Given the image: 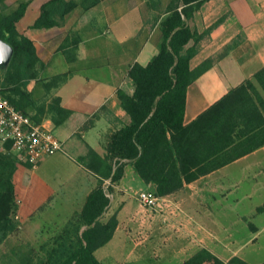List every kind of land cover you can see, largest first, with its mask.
I'll return each instance as SVG.
<instances>
[{
  "label": "crops",
  "instance_id": "1",
  "mask_svg": "<svg viewBox=\"0 0 264 264\" xmlns=\"http://www.w3.org/2000/svg\"><path fill=\"white\" fill-rule=\"evenodd\" d=\"M22 1L28 4L16 27L35 44L44 64L40 76L64 75L47 94L60 96L61 104L71 110L60 125L44 118L63 141L64 149L30 165L33 176L42 165L61 163L67 167L64 175L59 169L54 173L62 177L64 185L85 184L87 196L96 186L98 174L82 157L88 147L105 156L109 136L130 122L117 91L132 94L130 67L135 62L145 65L158 53L162 39L159 21L170 0H156L155 4L149 0H97L89 6L83 5L84 0H74L77 5L60 24L41 28L33 23L47 0H0V15L15 10ZM187 23L198 34L196 41L187 44L195 47L191 67L202 62L208 66L187 87L185 123L264 69V0H205L188 16ZM123 161L118 181L105 178L112 181L110 194L106 192L108 208L115 206L118 219L105 244L126 233L138 244L155 228L159 259L166 264H180L202 248L224 261L237 255L251 264L264 262V211L255 213L264 199V144L185 182L184 189L193 193L189 206L175 201L171 193L166 197L172 205L155 214L142 209L136 198L134 202L130 199L133 191L152 186L137 174L131 160ZM44 180L48 182L46 177ZM31 183L32 178L16 183L25 197L19 204L23 217L39 202L26 200ZM202 194L203 201L198 198Z\"/></svg>",
  "mask_w": 264,
  "mask_h": 264
},
{
  "label": "trees",
  "instance_id": "2",
  "mask_svg": "<svg viewBox=\"0 0 264 264\" xmlns=\"http://www.w3.org/2000/svg\"><path fill=\"white\" fill-rule=\"evenodd\" d=\"M205 0H170L160 18L162 39L158 53L143 65L135 62L129 69L134 91H117L121 106L131 120L114 131L106 144L107 154L99 155L92 147L84 156L87 166L100 176L99 183L87 194L80 218L85 225L77 241L55 264H102L95 251L107 243L118 223L116 215L100 218L110 204L103 178L118 181L123 175L124 159L131 160L137 174L156 195L173 193L199 175L214 170L264 144V115L251 109L246 121L234 117L237 105L243 103L247 79L201 112L189 123L184 122L188 85L208 66L202 62L191 67L195 47L187 46L198 34L188 25L187 18ZM97 0H84L89 6ZM28 1H22L8 14L0 15V38L12 46L13 53L5 72L0 73V91L19 109L40 122L45 106L35 112L28 107L35 102L28 85L40 80L48 93L64 75L47 79L40 76L44 64L35 44L20 33L16 22L23 15ZM77 3L74 0H47L33 27L58 25ZM264 75V69L256 73ZM47 110L55 125L62 124L71 110L61 104L60 96H52ZM0 150V156H1ZM28 164V163H26ZM116 165L113 170V165ZM31 165V164H28ZM1 168V167H0ZM14 204L11 175L0 170V242L11 231L10 213ZM180 264H251L234 255L228 261L206 248L199 249ZM264 264V262L260 263Z\"/></svg>",
  "mask_w": 264,
  "mask_h": 264
},
{
  "label": "rangeland",
  "instance_id": "3",
  "mask_svg": "<svg viewBox=\"0 0 264 264\" xmlns=\"http://www.w3.org/2000/svg\"><path fill=\"white\" fill-rule=\"evenodd\" d=\"M149 1L153 4L156 3V0ZM162 7L163 5L159 6V16H161ZM8 64L9 62H0V73L3 74L5 72ZM249 80L250 84L247 85L245 94V98L247 99L236 107L234 117L237 121H246L253 108L264 115V75H255V79ZM28 89L31 90L32 99L35 102L28 107L29 112H35L36 109L38 110V107L44 105V112H38V114L53 122L52 112L47 110L52 96L47 94L41 81H32L28 85ZM0 150L2 152L0 156V170L3 169L5 173H9L14 184V204L10 213L12 229L0 242V264H55L56 260L65 253L68 247L77 241L82 230L85 228V225L81 221L80 213L86 199L84 191L86 185L83 183L81 185L69 183L64 185L60 179L62 177L54 173V170L59 169V173L62 176L64 175L67 167H62L61 163L42 165L39 167V171L35 170L36 174L33 176L34 167L22 163L8 152ZM88 153L89 147L85 156ZM105 154H107V149ZM82 158V161H87L84 157ZM29 174L32 177L28 176ZM44 177L47 178L50 184L44 180ZM96 177L94 185H97L100 180L99 175ZM30 178H32V183L28 189L29 193L28 197L26 196V200L39 202L35 204L29 215L23 217V215L19 214V204L25 201V197L17 188L16 183L24 184ZM101 180L106 192L110 194L108 187L112 181L105 178ZM139 191L132 192V198L130 197V199L133 202L135 201L133 198L138 200ZM172 194H174V197L176 196L174 198L175 201L184 202L187 206H189L188 201H192L191 194L193 193L187 190V188L184 189V186ZM215 194L220 195L218 192ZM198 198L203 201L205 195L202 194ZM174 200L172 199L175 203ZM170 203L172 205L171 200ZM263 211L264 199L256 207L255 213L259 214ZM156 212L158 211H152V214ZM112 215H116L117 217L115 206L106 209L100 219L106 221ZM147 234L148 237L138 244L132 241L129 233L122 234L120 239L115 237L112 242L97 249L96 254L102 264H166L162 259H159L158 231L154 228L148 231ZM141 239L143 237H140Z\"/></svg>",
  "mask_w": 264,
  "mask_h": 264
},
{
  "label": "built area",
  "instance_id": "4",
  "mask_svg": "<svg viewBox=\"0 0 264 264\" xmlns=\"http://www.w3.org/2000/svg\"><path fill=\"white\" fill-rule=\"evenodd\" d=\"M0 149L22 163L36 165L64 147L46 120L35 121L0 91ZM138 200L142 209L158 212L166 211L171 204L169 198L151 189L140 190Z\"/></svg>",
  "mask_w": 264,
  "mask_h": 264
},
{
  "label": "water",
  "instance_id": "5",
  "mask_svg": "<svg viewBox=\"0 0 264 264\" xmlns=\"http://www.w3.org/2000/svg\"><path fill=\"white\" fill-rule=\"evenodd\" d=\"M12 46L0 38V62L8 63L12 56Z\"/></svg>",
  "mask_w": 264,
  "mask_h": 264
}]
</instances>
